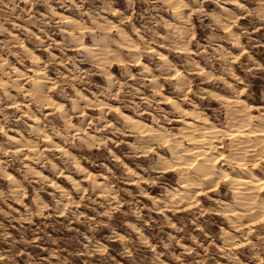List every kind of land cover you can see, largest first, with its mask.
<instances>
[{
    "label": "rangeland",
    "instance_id": "rangeland-1",
    "mask_svg": "<svg viewBox=\"0 0 264 264\" xmlns=\"http://www.w3.org/2000/svg\"><path fill=\"white\" fill-rule=\"evenodd\" d=\"M183 1L181 15L169 5L176 0H0V78L11 92L0 86V264H264V221L246 219L247 229L233 226L234 218L220 206L235 200L226 180L217 177L213 186L195 192L194 201L175 203L168 188L180 184V174L159 165L160 153L170 156L168 148L145 145L114 108L135 118L151 111L155 119L143 120L175 132L181 124L171 120L176 113L165 95L186 108L196 105L223 125L237 107L204 88L264 105V0ZM54 10L74 17L77 25ZM79 27L85 41L99 47L115 46L126 29L150 70L136 60L99 68L96 56L80 50L67 32ZM24 44L39 54L53 81L47 92L65 103L68 120L78 127H68L56 109H44L45 101L25 96L35 75L28 71L34 61ZM162 52L170 62H162ZM13 66L26 74L18 78ZM178 69L186 79L182 92L176 88ZM151 74L158 91L147 81ZM100 100L112 108L101 113ZM31 113L62 143V152L51 145L44 149L28 126ZM10 129L33 139L36 153L11 144L4 133ZM220 139L221 150L231 151L229 138ZM257 157L254 166L264 173V160ZM77 162L84 168H76ZM223 167L234 170L227 161ZM4 170L16 175L18 185ZM97 181L103 186L96 187Z\"/></svg>",
    "mask_w": 264,
    "mask_h": 264
},
{
    "label": "bare ground",
    "instance_id": "bare-ground-1",
    "mask_svg": "<svg viewBox=\"0 0 264 264\" xmlns=\"http://www.w3.org/2000/svg\"><path fill=\"white\" fill-rule=\"evenodd\" d=\"M183 2V0H176L175 3L169 2V5L173 8L172 12L174 14L182 13L183 8H185V4ZM238 4L239 6L243 5L241 2H238ZM223 7L226 8L227 11L229 10L228 7L224 5L222 6V8ZM54 14H59V16L65 18L66 22L73 27L77 25L78 21L76 22L74 20V17L65 15L64 13L61 14L56 10H54ZM173 23L174 22H172L171 24L173 25ZM175 24H177V22L174 23V25ZM112 25L116 26L113 22ZM179 28L181 30V27ZM79 29L81 30L77 33L71 30H67V32L74 40L79 42L80 50L88 51L89 53H92L94 56H96L94 59L99 68H104L103 66L108 62L114 64L119 62L121 66H125L126 62H129L128 60H136L137 65L142 66L143 69H145L144 71L148 72L150 70V66L140 58V53L138 52V48H136L138 44L136 45V43L133 42L134 39L126 29L120 31V34L118 35L119 38L117 40L115 39L116 45H111L112 47H99L97 45H90L84 39V27H79ZM149 48L150 52L156 53L154 47ZM23 49L27 52V54L30 55L31 59H33L32 61H34L33 64L30 65L31 67L28 69V71L30 73H33L32 75H35V77L33 76L34 79L31 88L24 90L25 96L30 97L33 101L36 102L44 103L45 101L44 109H56L60 112L62 117L65 118V122L67 123L68 127H71V129L78 127L80 124L77 126V124H74L72 120H68L65 103L60 100L54 99L52 95L47 92V88L51 87L49 83H52L53 81L48 80L52 79V77L50 78L47 75L49 77L48 78L45 75L44 70L40 65L41 58L39 54L35 53L26 44L23 45L22 50ZM124 52L126 53V55L124 54ZM160 58L162 62L167 63L169 61L167 54L163 52L160 53ZM13 68V72L17 74L18 78L23 74H26H21L24 70H21L17 66H13ZM108 73L107 75H109ZM177 73L180 74L181 71L178 69ZM184 76L180 74L175 77L177 80L176 88L178 89V92L183 91V87L186 83V79ZM16 80L22 79L16 78ZM147 81H149L148 83L152 85V88H154L155 90L157 89L158 91L159 83L155 74H151V77L147 78ZM6 83V80L1 77L0 86L1 88H4V90H6V92L10 96L11 92L7 91V89L5 88L7 85ZM76 91H79V89H77ZM204 92L212 95L215 100H222L227 105L236 106L237 109L234 117H232L230 121L228 120L224 125L217 124L216 122L208 118L207 115L196 105L190 108H186L183 107L180 104L179 100L175 97L171 95H165L164 99L167 101L166 103L170 105L176 113V115L172 117L171 120L181 124V126L178 127L177 131L172 132L165 125H156L157 123L155 124L153 119L151 122L143 120V118H147V120H149V117H145V115L152 117L154 116L151 111L143 110L140 115H136L141 117V119L135 118L131 114L119 110V107H113L117 109V114L127 124V126L129 127V131L138 132L141 135L142 139H145V145H150V142H155L164 144L165 147L168 148L170 156L160 153L159 165L162 168H171L180 174V184L171 189L168 188V195L172 197V200L175 203H190L194 201L193 199L195 196V192L201 193V191L205 190L207 186L212 185L216 181L217 177L224 178V180H226V183H228L231 187V192L235 196V200L232 204L230 202L222 200L220 201V206L222 207V210L224 212H228V214L231 216L229 217L230 219L234 218V221H232L234 222V227L236 224H238V227L241 226L242 229H247V226L244 225V221L246 219H261L262 221H264V177L261 176V174L264 175V173L258 172L254 166V158H256L257 156V159L264 160V157H262L260 153H258V148H261L264 145V105H257L255 103L247 101L241 96L228 95L227 93L209 88H204ZM83 96L84 95H82V97ZM141 98L145 97L141 96ZM85 99L88 100L87 98ZM77 102L79 103V101ZM77 102L75 100L74 105H77ZM107 104L108 103L102 101L98 103V108L101 113L104 112V109L106 108H112V106H107ZM79 106L80 105L75 106L76 109L74 110H79L77 109V107L79 108ZM51 114V112H46V115ZM39 120L35 114H32V116L30 115V121L32 123H28V126L30 127L31 132L37 133L41 136L40 141L42 145L44 144V149H46L47 146L51 145L54 146L58 150V152H62L64 148L62 143L53 140L45 127L46 125H44V123H40ZM9 131L12 133H9L8 131H4V133L11 144L17 147H19L20 145L23 147V151L26 150L30 153H33V155L36 153L35 151L37 150V143L33 141V139L31 140L27 138L25 134L14 129H10ZM86 134L89 138L88 141L91 137H94L93 134H90L88 132ZM222 136H227L229 138L228 145L230 146L231 151L224 152L221 150L222 146L220 138ZM88 141L86 142H91ZM185 142L186 146L185 144L183 145V143ZM65 154L67 155V152ZM224 161L234 164V170L225 169L226 167H223ZM1 162L2 160L0 159V167L2 168ZM76 168H79L81 170L84 167L79 162H77ZM29 169L32 172L38 174L40 177L48 178L46 174H44L43 172H41V170L37 169L34 166ZM189 169L190 171L188 172ZM3 173L7 175V179L10 181V183L18 185V179L15 174L6 170H4ZM66 176L67 178L71 177L68 174ZM69 179L71 180V178ZM73 179L75 180V178H72V180ZM75 183H77V181L73 184ZM96 183V187H102V183L104 182L97 181ZM196 189L198 190L196 191ZM222 229L225 231V233H227L226 231H229L226 230V228H223V226ZM239 232H241V230H239Z\"/></svg>",
    "mask_w": 264,
    "mask_h": 264
}]
</instances>
